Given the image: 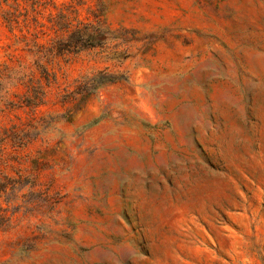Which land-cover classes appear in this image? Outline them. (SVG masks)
<instances>
[{"label":"rangeland","instance_id":"obj_1","mask_svg":"<svg viewBox=\"0 0 264 264\" xmlns=\"http://www.w3.org/2000/svg\"><path fill=\"white\" fill-rule=\"evenodd\" d=\"M0 264H264V0H0Z\"/></svg>","mask_w":264,"mask_h":264}]
</instances>
